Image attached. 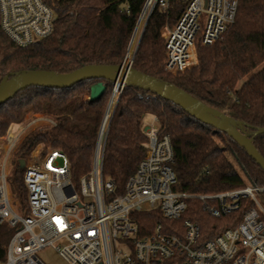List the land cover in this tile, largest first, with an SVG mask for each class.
<instances>
[{
	"label": "trees",
	"instance_id": "1",
	"mask_svg": "<svg viewBox=\"0 0 264 264\" xmlns=\"http://www.w3.org/2000/svg\"><path fill=\"white\" fill-rule=\"evenodd\" d=\"M55 12L53 32L30 45L20 46L0 23V83L11 73L49 70L69 73L86 65H119L127 54L146 0H44ZM175 19L156 7L149 17L133 60V68L176 85L206 105L242 121L250 136L264 127V0H240L235 23L211 45L198 43V64L177 73L165 69L167 51L163 28ZM107 83L100 99L90 100L91 86ZM113 83L85 79L66 88L32 85L18 91L0 106V139L13 124L29 113L49 115L53 124L29 133L19 147L21 159L38 145L43 151L59 149L71 163L75 185L91 167L98 130ZM152 114L160 130L171 137L174 189L195 195L212 194L244 186L248 181L264 184V170L226 132L203 123L182 107L152 91L126 85L112 116L105 145L103 173L122 192L146 154L148 136L144 118ZM264 157V133L254 136ZM20 159V161H21ZM25 167L18 163L9 174L12 193L20 201V213L29 214ZM241 211L216 218L200 200L192 198L180 220H170L159 210L135 214L142 235L158 224L173 232L190 218L200 224L201 240L208 241L224 229L236 226ZM15 232L0 223V262Z\"/></svg>",
	"mask_w": 264,
	"mask_h": 264
},
{
	"label": "built area",
	"instance_id": "2",
	"mask_svg": "<svg viewBox=\"0 0 264 264\" xmlns=\"http://www.w3.org/2000/svg\"><path fill=\"white\" fill-rule=\"evenodd\" d=\"M239 2L146 0L124 66L133 64L139 43L131 51L134 36L141 24L142 34L156 7L165 10L168 17H172V5L179 8L165 36V69L177 73L197 65L199 42L213 44L235 23ZM55 19L54 10L44 0H0L1 27L20 46L50 35ZM124 87L113 86L90 170L77 185L62 150L36 149L25 160L27 216L14 204L9 167L0 160V223L15 227L3 264H45L38 252L50 246L68 264H264V184L248 181L242 187L201 195L175 190L174 148L156 117V123L146 130V154L124 190L117 193L114 180L104 177L107 134ZM115 93L118 96L113 104ZM18 145L17 134L9 133L4 145L7 154ZM192 198L200 200L212 217L240 210L241 220L208 241L201 240L200 224L190 218L183 220L181 228L174 225L173 232L158 224L151 232L140 233L137 212L159 210L166 219L180 220Z\"/></svg>",
	"mask_w": 264,
	"mask_h": 264
},
{
	"label": "water",
	"instance_id": "3",
	"mask_svg": "<svg viewBox=\"0 0 264 264\" xmlns=\"http://www.w3.org/2000/svg\"><path fill=\"white\" fill-rule=\"evenodd\" d=\"M142 35L143 32L140 40ZM89 78L104 79L112 82L113 86H136L144 90L152 91L156 95L173 101L203 123L212 125L217 130L226 132L237 143L245 148L247 153L264 170V157L255 147L253 142L255 134L264 133V127L258 129L254 135L250 136L243 129L244 123L242 121H238L225 112L206 105L190 93L172 83L159 80L156 77L143 73L133 68L131 64L124 66V62L119 65H86L69 73H58L49 70H25L11 73L4 77L0 83V106L11 99L18 91L32 85L66 88L71 87L81 80ZM106 89V82L98 81L94 83L91 86L90 100L95 101L100 99ZM117 103L118 100L116 106ZM20 164L24 167L25 160L21 159Z\"/></svg>",
	"mask_w": 264,
	"mask_h": 264
},
{
	"label": "rangeland",
	"instance_id": "4",
	"mask_svg": "<svg viewBox=\"0 0 264 264\" xmlns=\"http://www.w3.org/2000/svg\"><path fill=\"white\" fill-rule=\"evenodd\" d=\"M163 30H164V28H163ZM163 30H162V34H163ZM163 36H164V34H163ZM137 39H138V37L136 38V43H134L132 46V50H134L136 47ZM53 123H55L54 119L49 115H43V114H39V113H29L23 122L13 124L10 127L8 133L3 138L0 139V160H3V164L8 165L9 171L11 173L13 172L14 167H17L18 163H20L21 155L19 154V147L21 146V144L23 143V141L27 137V135L36 129L45 127V126L53 124ZM155 123H156V121H155L154 115L147 114L145 116L144 127L151 125V124H155ZM9 133L17 134V136L19 138V145L14 151L7 154V152L5 151L4 145H5V138ZM36 149H38L40 152H44L43 146H41V145H38L34 150H36ZM31 153L29 155L23 157L22 159L26 160L31 155ZM13 199H14V204H15L17 210L20 211V205L21 204H20V201L17 198L16 194H14V193H13ZM38 257L45 264H68L67 261L52 246L40 250L38 252ZM0 264H3V262H0Z\"/></svg>",
	"mask_w": 264,
	"mask_h": 264
},
{
	"label": "crops",
	"instance_id": "5",
	"mask_svg": "<svg viewBox=\"0 0 264 264\" xmlns=\"http://www.w3.org/2000/svg\"><path fill=\"white\" fill-rule=\"evenodd\" d=\"M173 7L171 8V16L173 17V19H175V17H176V15H177V13L179 12V8H178V6L176 5V4H174V5H172ZM169 27H172L171 25H168ZM168 26H166L165 28H164V30H163V34H164V36H166L167 35V33H168ZM155 117V116H154ZM149 126V125H148ZM148 126H146V127H144V130L146 131L147 130V128H148Z\"/></svg>",
	"mask_w": 264,
	"mask_h": 264
},
{
	"label": "bare ground",
	"instance_id": "6",
	"mask_svg": "<svg viewBox=\"0 0 264 264\" xmlns=\"http://www.w3.org/2000/svg\"><path fill=\"white\" fill-rule=\"evenodd\" d=\"M141 30H142V24L140 25V27L138 28V30H137V32H136V34H135V36H134L132 46H133L134 43H136V38H137V37H138V39H137V43H138L139 38H140V35H141V33H140ZM136 45H137V44H136ZM131 51H133V50H132V47H131ZM117 96H118V93H115V94L113 95V98H112V102H113V104L115 103V101H116V99H117Z\"/></svg>",
	"mask_w": 264,
	"mask_h": 264
}]
</instances>
